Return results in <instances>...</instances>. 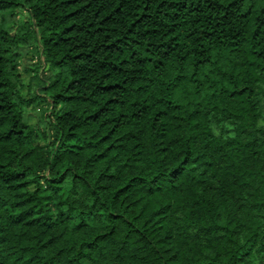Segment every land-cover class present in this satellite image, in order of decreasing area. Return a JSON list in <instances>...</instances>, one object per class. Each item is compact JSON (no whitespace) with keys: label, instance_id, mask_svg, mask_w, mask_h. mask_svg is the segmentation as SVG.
<instances>
[{"label":"trees","instance_id":"trees-1","mask_svg":"<svg viewBox=\"0 0 264 264\" xmlns=\"http://www.w3.org/2000/svg\"><path fill=\"white\" fill-rule=\"evenodd\" d=\"M0 264H264V0H0Z\"/></svg>","mask_w":264,"mask_h":264},{"label":"rangeland","instance_id":"rangeland-1","mask_svg":"<svg viewBox=\"0 0 264 264\" xmlns=\"http://www.w3.org/2000/svg\"><path fill=\"white\" fill-rule=\"evenodd\" d=\"M17 19H25L26 14L21 12L19 15L15 16ZM33 40H28L26 37L24 42H21L20 50V74L22 77V83L24 85L23 88V103L22 109L24 111L25 117L27 122L31 125L36 126V130L33 131V135H35V142L44 145L46 142L43 136V128L46 126L44 121L47 119L44 117V110L47 109V103L42 101L41 98H35L33 101L29 100L32 99L36 91V86L39 82L38 79V72L46 73L47 69L45 66H41L38 61L37 52L34 48ZM31 86L30 90L27 91V86ZM41 132V134H40Z\"/></svg>","mask_w":264,"mask_h":264}]
</instances>
